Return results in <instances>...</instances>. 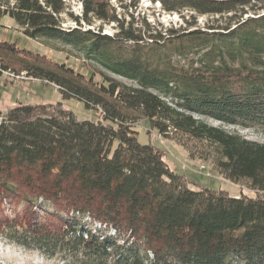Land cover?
<instances>
[{
  "label": "trees",
  "instance_id": "1",
  "mask_svg": "<svg viewBox=\"0 0 264 264\" xmlns=\"http://www.w3.org/2000/svg\"><path fill=\"white\" fill-rule=\"evenodd\" d=\"M109 1L83 0L73 17L63 0H0V21L11 19L24 37L76 48L133 83L104 73L96 82L0 40L2 70L56 86L63 101L101 116L80 121L61 103L0 112V238L79 264H264V197H230L175 174L132 127L146 121L190 159L264 196V143L224 129L264 131V7L256 8L264 0H149L168 14H230L235 22L209 33L171 28L149 44L123 25L114 37L81 30L92 18L118 23ZM247 7L256 17L244 21ZM65 14L76 28L63 27ZM123 36L133 43L128 53L116 42ZM164 44L178 56L196 53V67H175L161 55Z\"/></svg>",
  "mask_w": 264,
  "mask_h": 264
},
{
  "label": "rangeland",
  "instance_id": "2",
  "mask_svg": "<svg viewBox=\"0 0 264 264\" xmlns=\"http://www.w3.org/2000/svg\"><path fill=\"white\" fill-rule=\"evenodd\" d=\"M67 6V12L73 17H80L82 15L83 0H63ZM12 3V0H9ZM105 2V1H104ZM254 6V4H252ZM264 7V4L259 3L256 8ZM109 14H113L118 20V23H106L98 21L94 18L90 19V25L80 22L81 30H91L94 33L114 37L119 32V26L123 25V29L128 35L139 36L146 44L151 41L148 39L149 35H158L160 32H165L169 29L186 30L190 32L199 30L201 32H213L210 29H215L217 32L219 28L225 27L228 23L232 28L235 22L229 21V15L225 16H198L189 12L182 14H168L162 11L161 5L158 2L151 3L147 0H110L105 4ZM255 7V6H254ZM246 14L242 16V20L256 17L255 13L249 7L245 8ZM259 11L257 14H261ZM183 16V17H182ZM62 25L64 28H76L77 25L70 19L68 14L62 16ZM221 32V31H220ZM182 33V32H180ZM165 34V33H164ZM119 38L116 42L123 48L124 52L128 53L133 46L132 42H124ZM169 36H165V39ZM0 40L16 44L20 49L31 51L42 55L56 63H64L73 68L74 71L82 73L85 76L93 74V80L101 82L102 78L99 73H104L110 79H114L126 87H133V83L124 80L120 77L111 75L102 70L94 62L89 61L76 48L62 45L56 41L46 40H30L24 37L20 30L15 26L11 19L4 17L0 21ZM143 43V44H144ZM161 49L162 57H168L170 62L177 68H187L194 63L196 53H187L178 56L176 50L163 45ZM155 53H159L158 51ZM4 71H8L9 75H4L0 72V112L5 113L10 108L17 104L23 105H37V104H52L61 103L64 109H68L80 121H98L101 116L98 111H87L83 104L76 100L63 101L61 99L58 88L53 85H48L45 82L34 80L26 76L25 72H16L17 69L9 67ZM13 69V70H11ZM15 69V72H14ZM210 126L218 127L221 124L212 120H206ZM133 129L137 132V140L139 144L152 146L160 149L163 160L169 165L170 169L177 175L184 176L193 181L195 184L204 186L213 191H225L230 197H264L261 193L249 189L246 182L238 184L226 181L222 176L212 170L210 161H203L200 159H190L188 153L174 141H170L160 137L156 131L152 130L148 123L144 120H136L132 123ZM226 131L235 133L244 137L249 141L264 143V131L257 130H243L240 128H224ZM193 150H198L199 147L190 144ZM9 214L12 210L8 211ZM109 235H113L110 231ZM123 240L119 237V241ZM0 264H79L76 258H51L40 255L31 250H25L15 244L9 243L7 240L0 238Z\"/></svg>",
  "mask_w": 264,
  "mask_h": 264
},
{
  "label": "built area",
  "instance_id": "3",
  "mask_svg": "<svg viewBox=\"0 0 264 264\" xmlns=\"http://www.w3.org/2000/svg\"><path fill=\"white\" fill-rule=\"evenodd\" d=\"M0 72H1L2 74H4V75H9V72H8V71H4V70H2L1 68H0Z\"/></svg>",
  "mask_w": 264,
  "mask_h": 264
},
{
  "label": "bare ground",
  "instance_id": "4",
  "mask_svg": "<svg viewBox=\"0 0 264 264\" xmlns=\"http://www.w3.org/2000/svg\"><path fill=\"white\" fill-rule=\"evenodd\" d=\"M142 1L146 2L147 0H142Z\"/></svg>",
  "mask_w": 264,
  "mask_h": 264
},
{
  "label": "crops",
  "instance_id": "5",
  "mask_svg": "<svg viewBox=\"0 0 264 264\" xmlns=\"http://www.w3.org/2000/svg\"><path fill=\"white\" fill-rule=\"evenodd\" d=\"M7 18V17H6ZM9 20V18H7Z\"/></svg>",
  "mask_w": 264,
  "mask_h": 264
}]
</instances>
